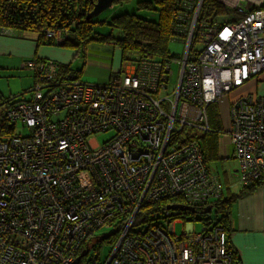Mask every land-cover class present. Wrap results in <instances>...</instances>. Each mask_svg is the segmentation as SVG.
<instances>
[{
	"label": "built area",
	"instance_id": "obj_1",
	"mask_svg": "<svg viewBox=\"0 0 264 264\" xmlns=\"http://www.w3.org/2000/svg\"><path fill=\"white\" fill-rule=\"evenodd\" d=\"M203 1L177 0L173 31L181 34L188 25L190 29L172 91L166 77L172 72L170 64L148 57L143 58L142 69L132 61L124 62L103 84L85 82L78 74L60 76L54 59L26 60L23 67L34 73V86L21 98L0 96V169L4 173L0 172V237L4 240L0 257L13 248L11 259H0V264H80L86 254L79 251L93 234L97 242L107 241L82 264H157L147 240L155 236L154 229L163 236L170 229V239H178L174 226L182 218L173 219L172 212L182 211L167 208L166 221L162 219V225L142 235L138 225L131 229L136 213L168 196H180L188 205H209L223 196L225 189L206 164L200 144L195 140L174 144L172 140L186 127L199 135L210 130L208 105L264 72V7L246 11L239 0H226L242 13L240 19L217 21L210 16L198 23ZM47 34L60 45L65 42L60 30L51 29ZM229 109L237 172L240 182L247 185L264 177V94L249 91L232 100ZM19 127L28 129V134L18 132ZM109 130L115 134L108 141L96 148L89 146L90 135ZM57 150H64V157L77 158L62 160L61 169L73 172L84 167L92 173L59 177L58 165L47 161L48 154ZM91 153L101 156L103 162L90 163L84 158ZM9 164L17 168L19 177L6 184ZM59 179L63 185L58 187ZM121 184L127 189L119 188ZM71 187L73 194H64ZM84 189L91 190L90 196H81ZM53 201L60 206L55 209L59 210V233L47 255L37 245L45 244L52 233L46 218L51 221L55 216ZM41 209L45 213L38 218ZM83 213L91 216L82 235L67 233L66 228L73 227L68 219ZM30 219L36 230L29 229ZM100 228L119 229V238L102 239L97 234ZM183 234L192 235L193 240L190 250L183 249L181 264H188L186 259L192 264H232L224 227L208 222L196 231L192 223ZM126 237L134 242L122 248ZM106 244L112 249L103 256ZM70 257L74 262H65Z\"/></svg>",
	"mask_w": 264,
	"mask_h": 264
},
{
	"label": "trees",
	"instance_id": "obj_2",
	"mask_svg": "<svg viewBox=\"0 0 264 264\" xmlns=\"http://www.w3.org/2000/svg\"><path fill=\"white\" fill-rule=\"evenodd\" d=\"M96 0H0V35H16L21 38L30 39L35 41L38 46L40 45H54L63 48H70L75 50V56L80 58V47H84V55L81 58L82 67L86 66V61L89 57L88 45L99 44L114 46L121 52L122 62L132 61L138 67L143 68V58L148 57L152 60L156 59L163 64L176 63L180 67L182 56H175L169 50L170 42L173 38L179 37L185 43L188 37V28L183 27V32L177 34L173 31L177 15V0H141L138 2V9L156 10L159 11L158 20L146 19L137 13L124 12L114 16L109 21H102L101 25L107 24L111 27L112 32L102 33L94 30L92 19L87 17L89 11L94 7ZM130 0H115V3H127ZM183 1V0H181ZM258 7L263 8L264 5L256 6L250 10ZM215 14L216 16H223L232 21H237L243 15L236 7H232L222 2L221 0H204L201 7V17L207 18ZM96 17V16H95ZM220 21V20H217ZM119 29L120 36L113 33V29ZM60 30L63 32L64 43L60 45L57 38L49 36L48 30ZM4 31V33H2ZM31 34L33 37L27 36ZM196 40L199 38V32L196 34ZM186 47V45H185ZM198 48V47H197ZM30 59H35L34 57ZM43 59V58H42ZM55 60V59H54ZM57 61V60H55ZM59 64L60 76H67L82 73L83 68H75L73 63ZM114 73V72H113ZM111 74L110 78L114 75ZM148 74V72H145ZM174 71L167 72V83L170 84ZM1 96V95H0ZM2 97V96H1ZM208 121L210 130L202 133L194 134V128L189 130V127L183 128L177 135L174 136L172 143L184 144L189 141H197L203 152L206 164L221 180V176L217 173L212 164L218 163L223 160L220 156V139L223 132V123L220 114L219 104L214 101L207 107ZM194 135V136H193ZM227 179V172L225 173ZM228 180V179H227ZM222 183V180H221ZM227 183V182H226ZM264 185V177L260 180L243 185L238 192H233L228 186L225 193L220 199L215 200V216L211 213H205L203 210L208 205H196L197 212L184 211L178 214L172 212L173 219L182 218L183 220L195 221L201 220L203 223L210 222L214 225L224 227L226 234L229 236V248L232 251V264H241V257L231 241V223L230 215L234 202L247 194L254 192L259 186ZM172 203H184L180 196H170L163 198L157 202L146 204L138 213L137 224L138 229L141 231L140 235L145 234L149 228L155 225H162L163 221L167 219L166 210ZM161 215H158V214ZM199 214V215H198ZM198 215V216H197ZM133 231L136 229L132 227ZM120 235V230L117 229L112 233V239L115 240ZM104 241H98L96 236L90 235L85 241L84 245L79 251L83 254L89 253V247L92 246L90 254L84 255L81 263L93 257L101 250V245Z\"/></svg>",
	"mask_w": 264,
	"mask_h": 264
},
{
	"label": "rangeland",
	"instance_id": "obj_3",
	"mask_svg": "<svg viewBox=\"0 0 264 264\" xmlns=\"http://www.w3.org/2000/svg\"><path fill=\"white\" fill-rule=\"evenodd\" d=\"M139 1H141V0H130L127 3H120V4L119 3H115V4L113 3V5L111 7L107 8L106 10L101 12L98 16H96L92 19V22L94 24V30L98 31V32H102V33L112 32V29L109 25H107V24L101 25V22L102 21H109L114 16H117V15L124 13V12L137 13L138 15H140L146 19L158 20V18H159L158 9H156V10L138 9V2ZM212 17L214 18V20H221L223 18V16H216L215 14H213ZM201 19H202V17L199 13L196 21L199 23L201 21ZM113 33L116 36L121 35L120 30L117 28L113 29ZM31 34H34V33H30V34L28 33L27 36L33 37ZM88 48L90 49L89 54H95L96 55L97 58H95V60L97 63L94 65H88V66L83 65L82 75L80 74V78L83 81L89 82V83L98 82L97 78L102 77V74L106 73V72H104L103 67L112 66L113 64L114 65H120L119 68L113 69L114 72H116L117 69L121 70L123 68L124 63L121 60V52L119 51L118 48H116L114 46H108V45L103 46V45H99V44H90V45H88ZM83 49H84V47H80V58H77V56H74V53L71 50H67L66 52H67L69 57H71V52H72L71 60L75 64L82 65V63H80V62H81V58L84 55ZM169 50H170L171 54H173L177 57L183 56L185 53V43H183L181 38L175 37L170 42ZM22 55L23 54H17L18 57H21V60L19 62H18L17 57L15 55L10 56V57L0 56V62L4 61L5 59L9 60L12 65H16L15 67H17L16 69L18 70V73L16 74V75H18L17 77H10L9 79L0 77V90H1V92H3L5 94L4 96H7V97L18 96V98H21V94L24 93L29 88H32L35 84V81H36L35 76H34V79L32 77H30L31 76L30 72H28L30 70L21 68L22 64H23ZM2 67H7V66L2 65ZM179 69H180V67L176 63L172 64V70L174 71V74H173L171 82L169 84V91H172L176 86ZM10 70L12 72H14L13 69H10ZM2 73H3L2 70H0V74H2ZM96 84H98V83H96ZM238 94H239V89L237 88V89H235L229 93H226L224 96H222L218 100H216V102L218 104L220 101V105H219V108L221 106L220 114L222 113L221 112L222 107L228 109L230 102H232V99H234V97ZM28 95H29V93H26L25 97ZM222 117H223L224 122H223V126H222L223 132L221 134V138L225 139V141L227 143V141L230 139V137H229L230 133H229V130L225 124L228 122L227 111H226V113L222 114ZM17 131L21 132L23 135H27L29 132L28 129L23 128V127H19L17 129ZM114 134H115L114 130L95 133L93 136L90 135L88 137V144L91 148H96V147L102 145L104 142L108 141ZM224 144H225V142L222 141L221 145H224ZM233 147L234 146H232V149H233ZM221 148L223 149V146ZM64 152H65L64 150H57L56 152L49 153L47 156V158H48L47 161L52 162L53 165L56 163L58 165V167L60 168V171L58 172L59 177H61V175H64L66 177V176H68V174L72 175L75 172L79 173L81 171H87L89 173H92L89 169L84 168V167L79 168L73 172H70L68 169H61L59 164L65 158H70L72 160L77 159L76 157H71L70 155H66V157H64ZM84 158L88 159L90 163L96 164V163H98V161L103 162V158H101V156H96L94 153H91V155L86 154V156H84ZM9 166H10L9 169L6 170V173L4 175V177H5L4 179L6 181V184L11 183L13 180H15L19 177V173H17V168L13 167V164H11V165L9 164ZM211 166L221 176L222 185H223L225 190L229 186L231 191H238V189L243 186V184L239 180V174H238L237 170H235L236 166H235V161L233 159H223V160L219 161L218 163L212 164ZM0 172L2 174H4L2 172V169H0ZM226 172H227V179L228 180L225 179V177H224ZM14 174H16V175H14ZM42 174H43L42 171H40L38 174V177L41 178ZM110 175H113V173H110ZM101 176L104 178L105 173L102 172ZM102 177H100V178H102ZM119 178L117 181H119ZM56 183H57L58 187L60 185H63L61 183L60 179ZM44 186L47 188L46 185H44ZM125 186L126 185L121 184L118 187L127 189V187H125ZM128 190L130 191L131 188H128ZM90 193H91V190L84 189L81 192V196L82 197L90 196ZM64 194H73V187H71L70 189H65ZM168 197H170V196H168ZM108 201L109 202L112 201L111 196L108 197ZM157 201H159V200H157ZM157 201H152V202H157ZM152 202H150V203H152ZM214 202L215 201L211 202V204L212 203L214 204ZM98 204L102 208L105 207V204L102 202H99ZM172 204H175V203H172ZM73 206H77V204H74ZM59 207L60 206L58 205V203L56 201H53V206H51V208H52L53 214L55 216L53 218H51L52 219L51 221L46 218L48 229L52 233L50 234V236L46 240L45 244L37 245L38 250L44 254H47V255L52 253V251H53L52 245L54 244V241L57 238V235L59 233V230H58L59 229V222H60V217L58 216L59 210H55V209H59ZM135 208H136V204L134 203L133 205H131V209H132L131 212L132 213L134 212ZM139 212L140 211H138L136 213V216L133 220L132 226L137 224V217H138ZM44 213H45L44 209H41L39 214L36 217L42 218ZM132 213H131V215H129L128 220L131 218ZM208 213H211V215L215 216L216 213H215L214 205L212 207V210ZM89 216H91L90 213H83V215L77 219H74V220L68 219L71 223H73V227L72 228L67 227L66 232L67 233L73 232L76 236L82 235L84 229L86 227H88V225L90 224V219L88 218ZM28 217L32 218L31 215H28ZM27 221L30 223L29 229H31V230L37 229V225L35 223L32 224L31 219L27 220ZM192 223H194L196 231H199L203 226V222L201 220H198V219H196L195 221H188V220L181 219L179 222L175 223L174 230H175V233L177 235H179L178 239H175V238L170 239V236H168L171 233L170 229L168 230V232H167L168 235H166V236H163L159 231L154 229L155 236L150 235V237L148 238L147 241L153 248V251L151 254L154 258V261L157 264H181L180 263V257H181L182 251H183V249L190 250V248H191L190 241L193 240L192 235L188 236V234H183V233L189 229V227ZM6 229H11V226L7 225ZM131 229H132V227H131ZM114 232L115 231H113V228H109V229L100 228V229H98L97 234L102 239H109V238H112V233H114ZM183 236H185L187 238L183 239ZM1 238H2V236L0 237V244L4 243V240ZM118 238H116L114 241H116ZM10 240H11V238H10ZM129 242L133 243L134 240H130L126 237L125 240L123 241L122 248L128 247L130 245ZM7 244L9 245L8 242H7ZM111 249H112L111 244H106L102 248V255L103 256L107 255ZM12 253H13V248L11 247V253L10 254L7 253L4 257H0V259L3 262H7V261H9V259H11ZM130 258L133 261L132 256H130ZM115 261H116V259L113 260V263ZM119 261H120V263L123 262V260H119ZM65 262L72 263V262H74V258H72V257L65 258ZM185 263L192 264V261H189L188 259H186Z\"/></svg>",
	"mask_w": 264,
	"mask_h": 264
},
{
	"label": "crops",
	"instance_id": "obj_4",
	"mask_svg": "<svg viewBox=\"0 0 264 264\" xmlns=\"http://www.w3.org/2000/svg\"><path fill=\"white\" fill-rule=\"evenodd\" d=\"M229 6H233L226 0H221ZM233 2V0H228ZM240 5L244 6L247 10H250L256 6L264 5V0H239ZM67 50H71L75 56V50L70 48H63L54 45H40L30 39L21 38L16 35H0V56L10 57L15 55L17 57L18 62L21 60V57H18L17 54H23V64L26 60L32 57L44 58V59H55L62 63L71 64L73 61L72 52L71 57L68 56ZM70 58V59H69ZM95 54H89V57L86 61V66L96 64ZM75 61V60H74ZM82 63V61L80 62ZM22 69H27L23 68ZM2 65L7 67H2ZM75 68H83L79 64H75ZM16 65H12L9 60H4L0 62V70H2V74H0L1 78L17 77L18 70L15 67ZM120 65H112L103 67L104 74L102 77L97 78L96 83L103 84L107 83L110 79L111 74L114 72V68H119ZM10 69H13L12 72ZM117 69L116 71H118ZM28 71V70H27ZM83 71V70H82ZM30 72V77L34 79V73ZM82 75V73H81ZM239 89V94L234 97V99L242 94H245L249 91L257 92L259 94H264V72L259 74L257 79L250 80L246 85L241 86ZM0 95L2 97L5 94L1 92ZM232 99V100H234ZM231 103V102H230ZM220 105V101H219ZM230 104L227 108L222 107V123L223 117L222 114L226 113L228 116V122L225 123L228 130H230L231 126V116H230ZM221 109V106H220ZM230 139L225 141V139H220V156L224 159H233L235 161V166L237 170V160L235 158L234 147L232 149V140ZM222 141L225 142L224 145ZM223 146V149L221 148ZM240 188L238 189V191ZM233 191V192H238ZM230 223L232 228L231 233V241L233 246L236 248L238 254L241 257V264H264V185L259 186L254 192L247 194L243 197L238 198L232 207L231 215H230ZM195 228V225H194ZM200 231V230H199Z\"/></svg>",
	"mask_w": 264,
	"mask_h": 264
},
{
	"label": "water",
	"instance_id": "obj_5",
	"mask_svg": "<svg viewBox=\"0 0 264 264\" xmlns=\"http://www.w3.org/2000/svg\"><path fill=\"white\" fill-rule=\"evenodd\" d=\"M114 1L115 0H96L93 9L88 12L87 17L89 19H92L95 16H98L101 12L111 7ZM212 207L213 205L209 204L203 211L205 213H208L212 210ZM168 208L178 209V210H190L192 212H197V209L194 206H190L184 203L171 204L169 205Z\"/></svg>",
	"mask_w": 264,
	"mask_h": 264
},
{
	"label": "flooded vegetation",
	"instance_id": "obj_6",
	"mask_svg": "<svg viewBox=\"0 0 264 264\" xmlns=\"http://www.w3.org/2000/svg\"><path fill=\"white\" fill-rule=\"evenodd\" d=\"M221 181V180H220ZM213 204V203H212ZM188 205V204H187ZM190 206H194V207H196V205H190ZM198 206H200V205H198ZM184 211H190V210H184ZM192 212V211H191Z\"/></svg>",
	"mask_w": 264,
	"mask_h": 264
}]
</instances>
